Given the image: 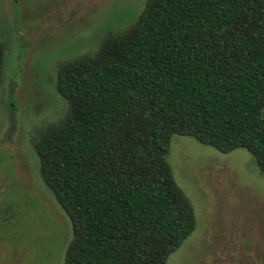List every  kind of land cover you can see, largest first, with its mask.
Listing matches in <instances>:
<instances>
[{"label": "trees", "instance_id": "obj_1", "mask_svg": "<svg viewBox=\"0 0 264 264\" xmlns=\"http://www.w3.org/2000/svg\"><path fill=\"white\" fill-rule=\"evenodd\" d=\"M3 62L0 41V85ZM55 90L67 111L32 147L70 223L62 264H166L195 229L171 136L243 149L264 178V0H146Z\"/></svg>", "mask_w": 264, "mask_h": 264}, {"label": "rangeland", "instance_id": "obj_2", "mask_svg": "<svg viewBox=\"0 0 264 264\" xmlns=\"http://www.w3.org/2000/svg\"><path fill=\"white\" fill-rule=\"evenodd\" d=\"M146 0H0V264H62L70 223L38 174L32 143L67 105L59 65L130 28ZM194 231L166 264H264V178L243 149L171 136L166 156Z\"/></svg>", "mask_w": 264, "mask_h": 264}]
</instances>
